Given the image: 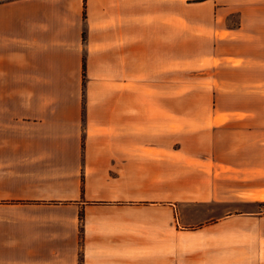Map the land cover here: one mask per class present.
Listing matches in <instances>:
<instances>
[{"label":"crops","instance_id":"obj_1","mask_svg":"<svg viewBox=\"0 0 264 264\" xmlns=\"http://www.w3.org/2000/svg\"><path fill=\"white\" fill-rule=\"evenodd\" d=\"M224 66L259 105L228 125L264 123V0L0 3V264H264V211L219 212L264 201V142L219 156L172 95Z\"/></svg>","mask_w":264,"mask_h":264},{"label":"rangeland","instance_id":"obj_2","mask_svg":"<svg viewBox=\"0 0 264 264\" xmlns=\"http://www.w3.org/2000/svg\"><path fill=\"white\" fill-rule=\"evenodd\" d=\"M208 68H193L191 70H185L180 72H173V80L177 81L180 85L179 87L175 86L172 89L173 96H197L203 97L205 111L208 112H217V117H213L206 122H209L210 125L217 126V129L212 130V133L207 136L214 140L212 143L209 140L208 144H216V148L219 150L217 154L222 156L227 154V149L229 144H234V132H236V147L239 149L241 146L256 145L264 142V123L259 119L255 121H242V122H232L228 125L227 121V111L229 109L239 108L248 111H258L259 105L246 102L245 99H248L249 94H251L250 89L244 88H235L228 86L229 77L233 78L234 73L230 74L228 72L227 66L214 68L211 70V67ZM191 139H188L190 143ZM206 140V138H205ZM253 147V146H252ZM238 154V151H237ZM247 157L249 158L252 155V159L259 160V151L255 153L247 152ZM244 153L242 155H237V160L245 157ZM245 157V158H247ZM247 158V159H248ZM237 161V162H238ZM241 162V161H240ZM239 162V163H240ZM258 162V161H257ZM246 167H239L236 170L235 184L234 186L237 192L243 191L248 184L245 183L244 179L247 176H259V171L255 169H245ZM224 171H228L227 167H224ZM264 176V171L262 172ZM244 175H246L244 177ZM227 182V177H223V180ZM231 182V181H230ZM239 194H237L238 196ZM264 211V207L261 208L258 204H250L246 202L237 201L234 205L230 204L229 206H221L219 209L220 213L231 211V212H248V211ZM243 223L241 221H235V225L239 226ZM245 235L241 232H237L235 241H245ZM244 246V243H237V246Z\"/></svg>","mask_w":264,"mask_h":264},{"label":"trees","instance_id":"obj_3","mask_svg":"<svg viewBox=\"0 0 264 264\" xmlns=\"http://www.w3.org/2000/svg\"><path fill=\"white\" fill-rule=\"evenodd\" d=\"M6 1H10V0H0V3H2V2H6ZM84 2H85V7H86V0H84ZM85 12V14H86V10L84 11ZM84 77H85V66H84ZM261 208H263L264 207V201L263 202H259V203H257ZM264 210V209H263ZM260 211H262V209L260 210Z\"/></svg>","mask_w":264,"mask_h":264},{"label":"bare ground","instance_id":"obj_4","mask_svg":"<svg viewBox=\"0 0 264 264\" xmlns=\"http://www.w3.org/2000/svg\"><path fill=\"white\" fill-rule=\"evenodd\" d=\"M263 199H264V197H263Z\"/></svg>","mask_w":264,"mask_h":264}]
</instances>
